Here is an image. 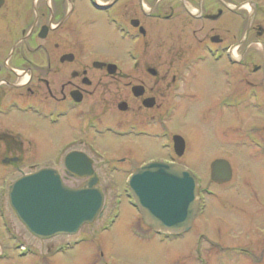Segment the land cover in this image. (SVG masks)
<instances>
[{"label": "flooded vegetation", "instance_id": "af4514ba", "mask_svg": "<svg viewBox=\"0 0 264 264\" xmlns=\"http://www.w3.org/2000/svg\"><path fill=\"white\" fill-rule=\"evenodd\" d=\"M99 26L122 44L118 54L92 53L91 32ZM204 73L212 83V109L229 125L230 150L249 151L264 170V0H0V264L26 257L52 264L93 237L80 229L47 238L29 232L9 198L20 177L50 168L65 185L80 188L95 176V186L101 193L109 186L115 200L121 180L131 199L128 180L148 162L187 167V142L166 122L175 115L173 100H196L191 89ZM247 116L252 122L242 127ZM39 122L71 131L40 166ZM175 135L183 139L181 155ZM106 138L129 141L107 158L99 144ZM140 138L159 140L165 155L136 159L131 148ZM87 160L93 174L83 173ZM228 163L227 184L234 187ZM203 192L199 188L195 218ZM137 213L142 225L129 227L133 239L160 244L184 234L157 232ZM109 220L108 214L98 232L110 230ZM28 233L54 240L37 247ZM199 243L195 264H212L216 253L233 264L260 260L247 243L221 244L203 235Z\"/></svg>", "mask_w": 264, "mask_h": 264}, {"label": "rangeland", "instance_id": "374dc122", "mask_svg": "<svg viewBox=\"0 0 264 264\" xmlns=\"http://www.w3.org/2000/svg\"><path fill=\"white\" fill-rule=\"evenodd\" d=\"M91 34L95 36L92 40V53L114 56L121 51L122 44L109 28L99 26L92 29ZM211 85L206 73L199 74L191 89L192 92L196 91V100H186L183 105L178 100H173L177 104L175 115L166 122L172 133H180L185 138L187 149L183 162L195 174L200 188L205 191L202 194L203 207L199 216L193 220L192 227L182 236L165 243L133 239L129 227L142 224L121 180L117 186L120 195L115 200H112L113 191L109 186L102 187L105 189V195L102 192L103 206L97 215L100 218L96 217L91 223H85L79 228L93 237L64 255L55 256L54 260L50 261L52 264H104L115 260L130 264H195V250L200 244V235H203L205 241L221 244L247 243L260 260L235 264H264V170L250 156L249 151L237 148L230 150L227 142L230 135L229 125L224 123L227 120H218V114L212 109L211 92H208ZM251 119L253 116H247L242 127L252 122ZM70 133L69 129L47 126L39 122V152L42 150V154H39V166L49 161L55 143ZM104 141L105 144L99 143L104 150L102 153L110 158L117 156L114 152L120 153L117 144L124 145L129 140L106 138ZM135 141L131 150L134 151V157L140 158V161L165 155V151L159 148V140L154 142L140 138ZM47 147L49 149H46ZM215 159H225L232 163L235 168L234 187H229L228 181L216 183L211 180L210 165ZM108 214L109 219L114 221L109 223V220L111 228L108 232L100 233L99 225ZM27 240L37 247H43L54 239L41 240L28 233ZM100 249L104 252L102 256L99 254ZM4 264H39V258H14ZM212 264L233 263L226 254L216 253Z\"/></svg>", "mask_w": 264, "mask_h": 264}, {"label": "water", "instance_id": "95a60500", "mask_svg": "<svg viewBox=\"0 0 264 264\" xmlns=\"http://www.w3.org/2000/svg\"><path fill=\"white\" fill-rule=\"evenodd\" d=\"M177 155L183 152V139L173 137ZM70 156V155H69ZM84 174H93L89 160ZM83 175L77 168H71ZM230 165L216 159L210 177L216 183L230 178ZM93 176L84 186H66L57 172L42 168L17 179L9 191L10 203L29 232L40 238L74 234L91 223L103 206V195L95 188ZM128 189L142 222L157 232L180 234L189 230L199 209L196 176L177 163L149 162L139 167L128 180Z\"/></svg>", "mask_w": 264, "mask_h": 264}, {"label": "bare ground", "instance_id": "6f19581e", "mask_svg": "<svg viewBox=\"0 0 264 264\" xmlns=\"http://www.w3.org/2000/svg\"><path fill=\"white\" fill-rule=\"evenodd\" d=\"M95 188H97L96 186H95ZM98 189V188H97ZM99 190V189H98ZM113 227V226H112Z\"/></svg>", "mask_w": 264, "mask_h": 264}]
</instances>
